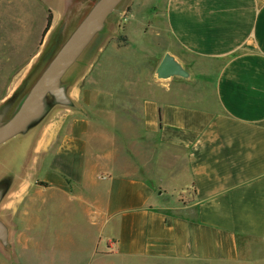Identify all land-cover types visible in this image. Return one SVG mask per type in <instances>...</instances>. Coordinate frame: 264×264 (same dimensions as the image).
I'll list each match as a JSON object with an SVG mask.
<instances>
[{"label": "crops", "instance_id": "crops-1", "mask_svg": "<svg viewBox=\"0 0 264 264\" xmlns=\"http://www.w3.org/2000/svg\"><path fill=\"white\" fill-rule=\"evenodd\" d=\"M164 20L192 58L169 48L160 61L187 76L156 77L136 113L113 88L64 74L41 118L66 100L61 116L23 130L40 131L25 166L35 173L10 191V215L60 196L105 235L94 255L264 264V0H165Z\"/></svg>", "mask_w": 264, "mask_h": 264}, {"label": "rangeland", "instance_id": "rangeland-1", "mask_svg": "<svg viewBox=\"0 0 264 264\" xmlns=\"http://www.w3.org/2000/svg\"><path fill=\"white\" fill-rule=\"evenodd\" d=\"M97 2L0 0V125L15 115ZM164 4L165 0H120L64 74L84 76L87 85L113 88L117 105L135 108L137 113L157 77L155 70L163 53L173 48L184 59L192 58L167 35ZM66 7L71 13L60 16ZM50 9L58 15L53 30L46 31ZM51 97L46 95L32 121L61 116L59 110L69 104L65 99L54 100L55 109L41 118L45 101ZM36 133L40 131L30 127L0 145V223L4 229L0 264H125L92 254L94 249H105L100 240L105 235L98 225L92 226L71 207L63 206L60 196L37 204L27 214L20 210L18 217L10 215V191L24 188L35 173L25 166ZM146 142L151 145L147 137ZM34 181L42 185L35 175Z\"/></svg>", "mask_w": 264, "mask_h": 264}, {"label": "water", "instance_id": "water-1", "mask_svg": "<svg viewBox=\"0 0 264 264\" xmlns=\"http://www.w3.org/2000/svg\"><path fill=\"white\" fill-rule=\"evenodd\" d=\"M119 1L98 0L92 7L29 91L15 115L8 122L0 125V145L25 129L28 123L39 113L40 105L46 95L57 93L60 78L76 60L93 35L101 28L105 18ZM155 72L159 79L187 76V72L180 63L169 54L163 56ZM0 237H4V229L1 223Z\"/></svg>", "mask_w": 264, "mask_h": 264}, {"label": "trees", "instance_id": "trees-1", "mask_svg": "<svg viewBox=\"0 0 264 264\" xmlns=\"http://www.w3.org/2000/svg\"><path fill=\"white\" fill-rule=\"evenodd\" d=\"M51 22H52V17H51V15H49L47 18L46 31H48L50 29ZM42 185L46 186L44 183H42Z\"/></svg>", "mask_w": 264, "mask_h": 264}]
</instances>
